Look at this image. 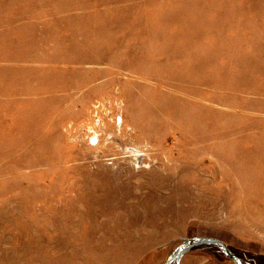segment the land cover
Here are the masks:
<instances>
[{
    "label": "rangeland",
    "instance_id": "1",
    "mask_svg": "<svg viewBox=\"0 0 264 264\" xmlns=\"http://www.w3.org/2000/svg\"><path fill=\"white\" fill-rule=\"evenodd\" d=\"M200 237L264 264V0H0V264Z\"/></svg>",
    "mask_w": 264,
    "mask_h": 264
},
{
    "label": "water",
    "instance_id": "2",
    "mask_svg": "<svg viewBox=\"0 0 264 264\" xmlns=\"http://www.w3.org/2000/svg\"><path fill=\"white\" fill-rule=\"evenodd\" d=\"M204 245L218 246L224 252L225 257H227L234 264H246L239 257H237L236 254L226 244H224L223 241L213 237H200L194 240L183 241L171 251L168 258L163 264H171L174 261L175 264H178L180 260L179 258H181L184 253L190 251L195 247Z\"/></svg>",
    "mask_w": 264,
    "mask_h": 264
}]
</instances>
